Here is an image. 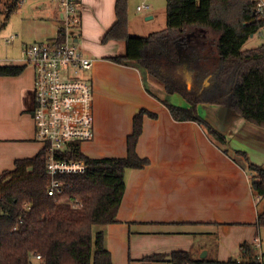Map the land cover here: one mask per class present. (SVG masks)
I'll return each mask as SVG.
<instances>
[{"label": "crops", "instance_id": "1", "mask_svg": "<svg viewBox=\"0 0 264 264\" xmlns=\"http://www.w3.org/2000/svg\"><path fill=\"white\" fill-rule=\"evenodd\" d=\"M24 1H19L17 10ZM76 1L80 23L74 41L93 60L83 76L93 87L94 136L80 143L81 153L92 158L125 157L134 115L141 109L156 114L142 117L136 141V152L149 162L128 171L117 221L105 227L112 264H140L146 255L175 250H189L194 258L203 260L195 264H240L235 258L242 263V243L255 246L261 242L262 248L257 237L260 208L250 183L252 173L246 167L248 161L264 162L261 155L248 153L257 146L263 149L264 128L228 106L198 105L206 118L208 110H213L209 122L226 141L220 144L198 122L174 119L163 102L187 108L184 98L167 93L141 68L109 59L125 49L123 40H102L115 21V0ZM142 2L148 9L137 10L141 3H135L138 15L127 14L129 33L142 30L145 36L164 29L165 19L163 24L155 20L152 0ZM23 9L21 15L26 18L47 16L41 20L53 24L55 32L44 41L55 38L60 24L56 0H31ZM261 30L264 34V27ZM17 36L10 45L6 35L0 37V65L23 67L17 75H0V174L12 170L16 159L33 156L42 148L34 138L31 115L33 67L22 54L29 43L16 41ZM15 47L20 56L11 55ZM237 151H244L246 158ZM212 238L218 249L210 252Z\"/></svg>", "mask_w": 264, "mask_h": 264}, {"label": "trees", "instance_id": "2", "mask_svg": "<svg viewBox=\"0 0 264 264\" xmlns=\"http://www.w3.org/2000/svg\"><path fill=\"white\" fill-rule=\"evenodd\" d=\"M19 1L3 0L0 27ZM256 2L166 0L165 28L143 36L128 31L127 0H115V21L103 38L123 40L125 49L109 59L143 68L167 93H179L189 107L164 101L172 117L198 122L213 140L225 144L223 134L197 113V105L228 106L246 121L264 128V42L243 48L247 39L264 27V12L256 10ZM189 68L190 88L183 79ZM22 69L0 65V75H17ZM145 114L156 115L145 109L134 115L125 157H88L77 142H72L64 155L81 158L88 167L83 173L59 176L60 192L48 193L50 176L45 169L44 148L33 156L16 159L12 170L0 174V264H112L105 227L117 221L128 171L149 162L136 152ZM236 153L246 158L244 151ZM246 168L252 173L254 193L264 198V163L248 161ZM257 224L264 227V209L258 213ZM240 248L243 261L235 258V263L263 264L254 245L244 242ZM36 254L41 257L37 261L33 258ZM139 261L195 264L203 260L194 258L189 250H175L155 252Z\"/></svg>", "mask_w": 264, "mask_h": 264}, {"label": "built area", "instance_id": "3", "mask_svg": "<svg viewBox=\"0 0 264 264\" xmlns=\"http://www.w3.org/2000/svg\"><path fill=\"white\" fill-rule=\"evenodd\" d=\"M56 1L61 32L52 40L25 44L22 49L24 59L33 67L31 115L34 138L43 143L46 152L49 194L61 191L59 176L87 169L85 160L68 158L64 152L71 148L72 142L80 146L94 136L93 87L82 75L91 68L93 60L74 41V31L80 23L77 1ZM148 7L139 4L136 9ZM256 10L264 12V0H257ZM255 247L260 249V242ZM33 258L37 261L41 257L36 254ZM258 259L262 260L260 253Z\"/></svg>", "mask_w": 264, "mask_h": 264}, {"label": "rangeland", "instance_id": "4", "mask_svg": "<svg viewBox=\"0 0 264 264\" xmlns=\"http://www.w3.org/2000/svg\"><path fill=\"white\" fill-rule=\"evenodd\" d=\"M31 0H25L23 4H21V6L18 8V10H14L8 20H6V22L4 23V25L2 27H0V37H4L5 35L6 37V44L10 45L14 38H16L17 34V40L18 42H23V43H34V42H40V41H44L47 37V35L50 34H54V30L55 27L52 24L46 23L44 21H42L41 19H47V16H43L42 18H36L35 15H30L28 18H26L24 15H21V13H23L24 11V7L30 2ZM143 0H127V14L128 15H134L137 16L138 14H136V10H135V6L138 3H141V5H143L144 3L142 2ZM145 1V0H144ZM2 2L3 0L0 1V10L3 9L2 6ZM136 3V4H135ZM153 5V11L155 12V14L157 15V17L155 18V20L158 21V23H162L164 22L165 19V5L166 2L165 0H152V2H150ZM28 12L25 11L24 14H27ZM144 12H140V14H143ZM24 17V18H23ZM3 18H4V13L1 12L0 13V25L3 22ZM77 29V28H75ZM190 28H188L189 30ZM77 30L74 31V33H76ZM132 33H134L133 35L138 34V35H143V31L142 30H134L132 31ZM104 37V36H103ZM102 40H104V38H102ZM80 41V40H79ZM106 41V40H104ZM264 42V34L262 32V30L256 32L255 34H253L252 36H250L247 41L243 44V48L244 49H249V48H254L257 47L258 45H260L261 43ZM8 45H6L8 47ZM78 45V44H77ZM3 47V50L1 52L2 55H5V50L7 47ZM82 47H84L83 45H81ZM13 47V46H12ZM101 47H103V43L101 45ZM11 55H13L14 57L20 56L19 54V50L18 47H15L14 49L11 50ZM184 57V55L182 56ZM185 58V57H184ZM142 71L143 68H141ZM145 72V71H144ZM84 75V73L82 74ZM184 75V74H183ZM186 75V73H185ZM187 77L185 78V76L183 77V79L187 82L188 81V87L190 88L193 84L192 79V73L191 71L188 72V75H186ZM34 77V74H33ZM178 94L180 97H182L179 93ZM183 98V97H182ZM165 101V100H164ZM168 100H166L167 102ZM203 104V103H200ZM198 104V105H200ZM208 104V103H205ZM198 105H197V113L200 115V117H202L203 119L209 121L211 120L213 117V110L209 109L207 112V118L204 117L201 113V110H198ZM209 106L211 107H215L216 104H209ZM254 126V125H251ZM249 137V135H248ZM237 139V138H236ZM242 142L245 141V139L241 140ZM248 142H244L243 144H247ZM43 143H41V147L43 148ZM250 147L252 144H249ZM247 146V145H246ZM249 152V156L250 155H261L260 158L262 159L261 161H264V147L263 149H261L259 146L255 147V149L253 150H248ZM263 155V156H262ZM264 163V162H263ZM257 200H258V205L260 210L264 209V198H260L259 196H256ZM257 237H259V239L262 240V248L261 250L258 251V253H260L261 255L264 254V227H261V229H259V234L257 235ZM217 245L216 243L213 241L210 242V252H212L213 250H217ZM241 251V250H240ZM262 257L264 258V256L262 255ZM35 264V263H33Z\"/></svg>", "mask_w": 264, "mask_h": 264}, {"label": "water", "instance_id": "5", "mask_svg": "<svg viewBox=\"0 0 264 264\" xmlns=\"http://www.w3.org/2000/svg\"><path fill=\"white\" fill-rule=\"evenodd\" d=\"M233 111V110H232ZM234 112V111H233ZM204 254H201V256H203Z\"/></svg>", "mask_w": 264, "mask_h": 264}]
</instances>
